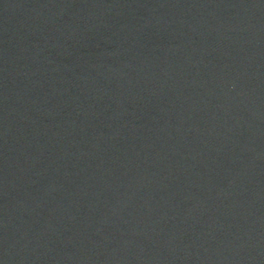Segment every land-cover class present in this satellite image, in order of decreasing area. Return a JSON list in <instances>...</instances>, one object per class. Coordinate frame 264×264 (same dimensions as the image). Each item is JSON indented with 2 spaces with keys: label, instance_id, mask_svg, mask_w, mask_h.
Masks as SVG:
<instances>
[{
  "label": "water",
  "instance_id": "1",
  "mask_svg": "<svg viewBox=\"0 0 264 264\" xmlns=\"http://www.w3.org/2000/svg\"><path fill=\"white\" fill-rule=\"evenodd\" d=\"M0 264H264V0H0Z\"/></svg>",
  "mask_w": 264,
  "mask_h": 264
}]
</instances>
